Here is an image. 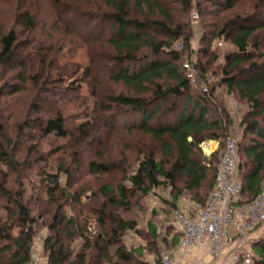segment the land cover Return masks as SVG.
Masks as SVG:
<instances>
[{
    "label": "trees",
    "instance_id": "1",
    "mask_svg": "<svg viewBox=\"0 0 264 264\" xmlns=\"http://www.w3.org/2000/svg\"><path fill=\"white\" fill-rule=\"evenodd\" d=\"M68 1L72 0L49 1L55 10L50 23L42 14L40 16V8L35 12L24 4L27 0L16 1L14 23L9 28L0 26V66L16 62L18 84L4 83L0 99L7 86L12 87L8 94L14 95L22 90L18 86L30 84L29 95L33 88L40 90V95H47L39 97L32 105L35 112L40 111L41 102L47 99L77 104L79 87L73 82L66 88L61 87L70 71L56 67V63L49 67L45 54L61 42L82 47L105 41L110 63L97 72L99 82L123 83L134 90L129 94L108 96L111 105L102 103L101 110L108 114L123 108L121 112L127 114L125 131L150 136L162 145L164 158L157 159L154 148L140 149L141 158L132 173L125 165L91 160L86 168L90 176L107 174L118 168L126 170L116 187H100L96 197L101 196L102 201L89 205L88 212L79 207L69 215L66 206L73 208L76 204H85L83 197L89 202L93 200L86 191L71 192L72 182L62 183V176L70 181L75 173H79L82 166L80 153H76L77 159L70 166L59 163L56 170L42 168L38 171L42 191L25 199V171L22 172L25 159L33 158L34 161L29 162L47 167L52 155L39 151L37 145L30 142L26 145L23 162L18 154L24 150V144L19 147V139L17 141L9 134L0 108V264H28L35 236L41 227L48 230L43 240L46 264H151L145 259L148 245L127 244L126 235L140 229L136 220L123 214L132 210L136 193L147 196L157 187L172 189V210L184 192L192 193L193 199L204 207L214 188L222 150L206 157L201 144L206 140H218L223 149L230 136L233 118L226 107L215 100L214 88L209 91L199 85L200 78L207 80L205 65L197 66L200 70L198 81L193 80L184 68L182 54L174 49V42L182 39L186 51L189 50L193 31L187 20L184 23L176 21L174 13L160 0H103L104 4L98 5L97 10L82 6L81 10L73 9L64 4ZM198 1L222 10L232 7L236 0L224 3L220 0ZM175 2L189 11L194 0ZM0 4L14 8L15 1L0 0ZM65 13L71 17L66 25ZM81 29L89 33L88 38L82 37ZM261 30H264V7L248 15L238 12L228 23H223L218 32L235 48L225 56L220 84L226 87L228 94L236 93L238 101L248 104V110L239 122L242 132L237 142V176L243 186L238 199L241 204L254 198L264 182V50L258 35ZM21 37L24 41H20ZM19 50H22L20 54ZM58 52H61L60 47ZM203 52L208 54L204 49ZM22 54L25 58L20 56ZM38 58L41 72L36 68L29 73V62L32 64ZM91 60L94 64V58ZM45 67L48 72L44 79ZM91 93L97 95L94 89ZM42 120L38 139L52 134L60 138L71 137L63 113ZM31 126V121H19V117L14 123L18 134ZM91 127L89 122L79 124L72 149L77 150L86 143L92 134ZM11 174H16L17 188L10 185ZM205 184L207 191L202 195L199 192ZM1 200H5L4 204ZM149 234L153 241L150 244L155 245L159 233L152 224ZM180 238L178 231L172 237V245L178 246ZM255 247L251 264H264V237L254 244ZM150 249L157 251L156 247Z\"/></svg>",
    "mask_w": 264,
    "mask_h": 264
},
{
    "label": "rangeland",
    "instance_id": "2",
    "mask_svg": "<svg viewBox=\"0 0 264 264\" xmlns=\"http://www.w3.org/2000/svg\"><path fill=\"white\" fill-rule=\"evenodd\" d=\"M14 1V8H10L6 5L5 6L7 8H5L4 5L0 4L1 27L3 26L9 28L12 25V22L14 23L13 12L17 7L16 1L18 0ZM49 1L50 0H27V3L25 2L24 4L32 7L35 12L40 8V16L42 14L43 18H46L50 23L54 19L55 10H53L54 8ZM160 1L167 9L174 13L176 21L184 23V21L187 20L189 23V27L193 31L191 48L186 51L184 41L180 39L174 42V49L182 54L181 62L184 64V68L186 62L189 61L194 63V72L188 71L185 68L188 73L193 74V80L198 81L200 76V70L197 69V66L202 64L205 65L207 72L204 77L207 80L201 76L202 78L199 79L201 82L198 81V83L200 86L204 85V87H207L206 90L208 89L209 91H212L213 88L215 89L214 93L217 95L215 100H217L221 106L226 107L233 118V126L230 129L229 135L238 142L242 132L239 122L241 117H243L244 113L248 110V104L246 101H238V95L236 93L228 94L226 87L220 84L222 69L226 63L225 56L227 53L234 51L235 48L226 36L219 35L218 32L221 30V25L223 23H228L230 19L238 14V12L241 13V15H248L254 11H258L260 7H264V0H236L232 3V7L222 10H216L207 3L197 2V0H194L192 8L189 11L184 10L183 6H181L179 2H175L176 0ZM224 1L226 0H220L222 3H224ZM64 4H69L73 9L80 8L78 10H81V6L88 8L89 10H97L99 9L98 5H102L104 3L103 0H72L65 2ZM239 10H241V12ZM194 12H197L199 15L197 20L193 19L192 14ZM202 12L204 14H202ZM69 16L70 15L66 13L63 15L65 25L69 23L68 21L71 18ZM16 26L17 29H21L18 25ZM81 32L84 39L89 37V33L87 31L82 30ZM258 35L261 38L264 50V30L259 31ZM23 39L24 38L21 37L20 41H24ZM53 43L55 42L53 41ZM56 45V49H53V51H49L45 54L47 64L50 67L51 64L56 63V67L70 71L68 77H66V82L63 83L61 87L66 88V86L70 85L72 82L74 85L79 87L77 104H71L69 102H65V100L47 99L45 102H41V104L39 103L41 109L39 112H35L32 105L37 103L39 97H47V95H40V90L37 91L35 88L30 91L31 94L29 95L28 90L30 87L28 85L30 84H27L26 86H18L19 88H22V90L14 95L8 94L12 87L7 86L4 88L6 93L0 99V108L3 114L2 116L4 117V123L7 125V129L9 130V134H12L11 136H13V139L17 138V141L19 139V143H21L19 147L24 144V150H20L18 154L23 162L25 150L27 149L26 145H29L30 142L37 145L39 151L52 155L48 158L49 163L47 167H44L42 164L37 166L35 163L29 162L34 161L33 158H30L29 161L28 159H25V161H28H26L22 167V172L25 171L23 181V185L26 189L25 199H30V197H34L38 191H42L40 188V178L37 176L38 171L42 170V168H46L49 171L56 170L59 163H63L65 166H70L77 159L75 157L76 153H80L82 166L79 173H75L70 181H68L65 176H62V183L72 182V187H70L71 192L86 191L90 197H93V200L89 202L88 198L83 197L85 204H76L73 208L72 206H66L65 211L71 215L75 213L79 207L81 210L88 212L89 205L92 206L95 202L97 203V201H102L103 198L101 196L96 197L100 194V187L102 185H111L116 187L121 182L125 172L124 170H126L118 168L107 174L90 176L88 175L86 168L87 164L91 160L102 159L111 164H118L120 166L125 165L128 172L132 173L138 167L139 159L141 158L139 156L140 149L154 148L157 159H163L164 153L162 151V145L153 141L150 136L139 132L129 133L125 131L123 127L127 122L125 119L127 114H123L121 112L123 111V108H116L108 114L101 110L102 103L111 105V103L107 100L108 96L120 93L129 94L134 90L131 87H126L123 83L116 84L112 82H99L97 72L104 67H107L108 63H110V54H108V51L105 48L107 45L106 42L97 41L92 46L84 44L82 47H74L73 43L69 42L66 44L65 42H61ZM59 47L61 52H58ZM203 49L208 51L207 55L203 52ZM20 51L22 50H19V54ZM93 54L95 56H91ZM20 56L25 58V54ZM91 58H94V64L91 63ZM29 63V73L34 71L36 68H40L39 72H41L39 58L32 64L31 62ZM14 65H16V62L15 64L13 62L7 66H0V89L6 82L9 84H18L15 75L18 73L19 69H17ZM51 69H49V71H51ZM44 71L43 78L45 79L48 72L46 67ZM55 74L56 73H53V76H55ZM49 77L51 76L49 75ZM92 89L95 90L97 95H93L91 93ZM59 112L65 115L66 125L71 137L60 138L52 134L38 139L37 136L40 133L39 125L40 122L43 121L42 119L53 117ZM18 117L19 121L27 119L32 122V128L24 129V132L20 133L21 135L18 134L19 132L16 130L17 128L14 127V123ZM115 118H117V120H114ZM83 122L90 123L92 126L90 129L92 134L85 144H83L79 149L74 150L71 148L73 145V138L78 135V132L76 131L77 127ZM30 136H33L31 137L32 139L29 138ZM210 141L214 140H206L201 144L202 153L206 157H210L213 153L220 150V145L218 147L217 144L213 150L207 151L205 148L209 147ZM2 167L3 169H7L4 166ZM167 167H169V164ZM210 174L212 175L211 172ZM14 180L16 181V174H11L10 185L17 188V182L15 184ZM206 191L207 186L205 184L199 193L203 195ZM172 195L171 188L163 187L153 189L147 196H143L141 193H136L133 198L132 210L123 214L129 219L137 221L140 229L139 232L141 233V235L139 232L128 233L126 235L127 244L134 246L148 245V250L145 253V259L151 264L160 263V253L162 251H167L172 256L173 252H176L179 249L177 246L172 245L171 242L173 241L172 237L174 234H177L179 231L175 213L176 211L185 212L182 210L180 203L191 201L199 205V203L193 199L192 193L184 192V195L178 201L177 207L172 210ZM4 201L5 200H1V204H4ZM150 224L155 226L159 233V238L155 245L150 244L153 242L151 235L149 234ZM47 232L48 230L45 227H41L39 229V233L35 236L32 250L35 251L38 249V251H35V256H32L31 254V260H33L35 264H46L47 262L43 251V240L47 235ZM155 247L157 249L156 252L150 249ZM254 250H256V247ZM200 263L205 262L200 261Z\"/></svg>",
    "mask_w": 264,
    "mask_h": 264
},
{
    "label": "built area",
    "instance_id": "3",
    "mask_svg": "<svg viewBox=\"0 0 264 264\" xmlns=\"http://www.w3.org/2000/svg\"><path fill=\"white\" fill-rule=\"evenodd\" d=\"M198 19L197 12L192 14ZM185 68L194 72V63L186 62ZM189 75H193L189 73ZM239 153L237 141L226 138L216 170L214 188L210 197L195 217L186 212L176 211L175 217L181 233L179 248L187 251L193 247L209 246V254L219 257L227 253L228 264H251L252 255L246 250V235L264 224V182L260 192L244 203L246 217L238 219L233 203L242 193L238 179ZM37 248V247H36ZM35 251H38L35 250ZM32 250V256H35ZM28 264H35L30 260ZM159 264H210L196 259L173 260L170 253H160Z\"/></svg>",
    "mask_w": 264,
    "mask_h": 264
},
{
    "label": "crops",
    "instance_id": "4",
    "mask_svg": "<svg viewBox=\"0 0 264 264\" xmlns=\"http://www.w3.org/2000/svg\"><path fill=\"white\" fill-rule=\"evenodd\" d=\"M212 142L215 143V146L218 144V147H219L220 145L219 149L222 150L221 144L218 140L210 141L209 147H212L211 145ZM233 205L235 207L237 218L244 219L246 217V209H245L244 204H241L237 200L234 202ZM180 206L182 210H184L191 217H195L198 211L202 207L200 204L198 205L191 201L181 202ZM262 237H264V224H262L256 230L249 232L246 235L245 247L248 253H250L251 255L254 254L255 252L254 244ZM177 247L179 248V244ZM172 259L177 260V261L182 260V259H186V260L196 259L198 261H204L210 264H228L227 253H224L223 255L214 258L209 254L208 245L193 247L187 251H183L182 249L179 248L178 251L173 252Z\"/></svg>",
    "mask_w": 264,
    "mask_h": 264
},
{
    "label": "bare ground",
    "instance_id": "5",
    "mask_svg": "<svg viewBox=\"0 0 264 264\" xmlns=\"http://www.w3.org/2000/svg\"><path fill=\"white\" fill-rule=\"evenodd\" d=\"M211 145H212V147H207V148H205V149H206L207 151H211V150L215 147V143L212 142Z\"/></svg>",
    "mask_w": 264,
    "mask_h": 264
}]
</instances>
